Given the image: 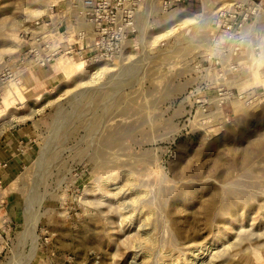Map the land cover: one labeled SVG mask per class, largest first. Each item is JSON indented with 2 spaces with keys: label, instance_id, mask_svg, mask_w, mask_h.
<instances>
[{
  "label": "rangeland",
  "instance_id": "1",
  "mask_svg": "<svg viewBox=\"0 0 264 264\" xmlns=\"http://www.w3.org/2000/svg\"><path fill=\"white\" fill-rule=\"evenodd\" d=\"M247 1L129 0L135 31L90 66L65 54L82 0H0V71L61 23L55 61L0 84L1 264H264V0L245 49L217 29Z\"/></svg>",
  "mask_w": 264,
  "mask_h": 264
},
{
  "label": "built area",
  "instance_id": "2",
  "mask_svg": "<svg viewBox=\"0 0 264 264\" xmlns=\"http://www.w3.org/2000/svg\"><path fill=\"white\" fill-rule=\"evenodd\" d=\"M179 1L186 2L188 0ZM238 3H234L236 7L234 10H224L219 13L220 19H218L219 25H217L219 33L227 38L226 40L233 47L234 52L247 47L248 37L254 31L248 22L251 17L256 15L257 10V5L253 0ZM81 6L80 14L91 25L92 33L89 36L87 30H82L75 37L76 42L67 45L65 54H71L74 51L72 47L80 44L79 50L74 52L90 66L113 60L116 57L115 49L119 48L121 44L123 46L127 35L135 31L133 28L134 9L129 0H82ZM221 18L224 24H220ZM226 21L231 24L226 25ZM35 25L38 31L29 38L28 47L19 56L9 60L8 63L6 62L0 71L2 86L17 84L27 73L49 66L55 61L61 48L51 50L50 45L45 42L53 32L57 35L60 34L61 23L53 25L50 21L45 23L37 20ZM45 29L48 31H44ZM254 48L258 51L261 50L260 45H256ZM229 68L232 71L238 70L235 65L229 66Z\"/></svg>",
  "mask_w": 264,
  "mask_h": 264
},
{
  "label": "crops",
  "instance_id": "3",
  "mask_svg": "<svg viewBox=\"0 0 264 264\" xmlns=\"http://www.w3.org/2000/svg\"><path fill=\"white\" fill-rule=\"evenodd\" d=\"M19 138L17 137V134L14 135V133L9 132L7 134V139L4 140L1 138L0 140V181L5 180L7 176H10L11 172H13L15 169L12 167L14 159L16 158V153L14 146L17 147L19 143ZM4 164L8 167H4ZM2 184L0 187V198L3 197L2 194ZM2 203V200H0V204ZM3 233L5 231L3 230ZM1 264V263H0Z\"/></svg>",
  "mask_w": 264,
  "mask_h": 264
},
{
  "label": "clouds",
  "instance_id": "4",
  "mask_svg": "<svg viewBox=\"0 0 264 264\" xmlns=\"http://www.w3.org/2000/svg\"><path fill=\"white\" fill-rule=\"evenodd\" d=\"M227 38L226 37H222L221 39H220V41H219V43H224V41L226 40Z\"/></svg>",
  "mask_w": 264,
  "mask_h": 264
}]
</instances>
